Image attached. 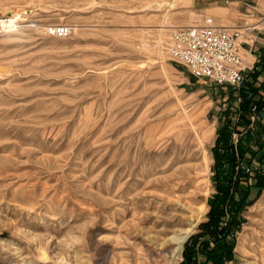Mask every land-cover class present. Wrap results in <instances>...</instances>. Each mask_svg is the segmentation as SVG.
Segmentation results:
<instances>
[{
    "label": "rangeland",
    "instance_id": "374dc122",
    "mask_svg": "<svg viewBox=\"0 0 264 264\" xmlns=\"http://www.w3.org/2000/svg\"><path fill=\"white\" fill-rule=\"evenodd\" d=\"M8 8L25 20L0 24V264H181L209 220L219 131L237 145L245 125L239 90L192 75L172 32L210 17L248 43L264 0H0ZM56 24L71 33L50 36ZM248 157L254 176L264 160ZM262 184L224 264H264ZM198 216L173 258L171 238ZM199 238L198 264H213Z\"/></svg>",
    "mask_w": 264,
    "mask_h": 264
},
{
    "label": "trees",
    "instance_id": "16d2710c",
    "mask_svg": "<svg viewBox=\"0 0 264 264\" xmlns=\"http://www.w3.org/2000/svg\"><path fill=\"white\" fill-rule=\"evenodd\" d=\"M263 58L264 56L261 59L262 63H264ZM250 77L239 89L240 117L243 120L241 125L244 124L245 128L243 131H240L237 126L236 128L244 136H241V141L235 145L228 127L219 131L214 146V179L217 191L209 201L211 206L209 220L201 225L202 231L199 234L189 239L181 264H198L196 246L201 236H209L201 242V250L207 254L213 264H224L230 259L233 237L242 222L241 212L251 193V188L254 185H263L264 167L257 169L252 176L244 166V161H252L248 154L252 158L258 157L262 162L264 160V123L260 119L253 127H249L251 115L259 116L264 108V95L261 92L262 89L264 90V81L257 83L259 77L257 71ZM255 145L258 146L257 149ZM253 178L255 184L251 181Z\"/></svg>",
    "mask_w": 264,
    "mask_h": 264
},
{
    "label": "built area",
    "instance_id": "2783aa9c",
    "mask_svg": "<svg viewBox=\"0 0 264 264\" xmlns=\"http://www.w3.org/2000/svg\"><path fill=\"white\" fill-rule=\"evenodd\" d=\"M253 29L254 25L248 27V30ZM46 30L50 36L57 37L71 33L66 24L49 25ZM242 35L244 32L239 29L215 23L209 17L204 23L175 28L170 53L195 77L239 90L248 80L247 72L252 69L241 50ZM256 117V114L251 115L253 120L249 127H253ZM246 168L251 172L250 167Z\"/></svg>",
    "mask_w": 264,
    "mask_h": 264
},
{
    "label": "crops",
    "instance_id": "0c3cea01",
    "mask_svg": "<svg viewBox=\"0 0 264 264\" xmlns=\"http://www.w3.org/2000/svg\"><path fill=\"white\" fill-rule=\"evenodd\" d=\"M257 9L259 8L257 7ZM261 12L264 15V10ZM262 21L264 22V19ZM263 33H264L263 28H259L258 33H257L258 36L254 40H250V41L247 40L248 43H243L241 46V49L245 53V57H246V61L248 62V65L252 67L253 70L255 69L259 70V77H258L257 83H262L264 81V63H262V60H261L262 57L264 56V35ZM261 92L264 95L263 89ZM261 114L262 116L261 117L259 116V117L261 121L264 123V108L261 110Z\"/></svg>",
    "mask_w": 264,
    "mask_h": 264
},
{
    "label": "bare ground",
    "instance_id": "6f19581e",
    "mask_svg": "<svg viewBox=\"0 0 264 264\" xmlns=\"http://www.w3.org/2000/svg\"><path fill=\"white\" fill-rule=\"evenodd\" d=\"M15 8V7H14ZM21 10L16 9H2L0 10V17L2 14H9V18H5L4 22L3 19L0 18V24L5 23L6 27L5 30L9 31L12 27L15 26L16 22H19L20 20H25L20 12ZM218 12V11H217ZM224 14V13H223ZM227 18V17H226ZM69 26V25H68ZM74 27V26H73ZM76 27V25H75ZM75 29V28H74ZM46 31V30H45ZM160 44V43H159ZM162 44V43H161ZM164 46V45H163ZM252 61V60H251ZM197 180V179H196ZM197 182V181H196ZM198 183V182H197ZM203 207V204H202ZM206 208V207H205ZM200 219V216L196 217L195 220L191 223V226L185 229V231L182 234H179L177 236L172 237V241L174 242L175 246L172 249V257L174 258L175 254L182 251L183 246L185 244V241L190 234L191 231L194 230L195 226L197 225L198 220ZM183 231V230H182ZM165 251V250H164Z\"/></svg>",
    "mask_w": 264,
    "mask_h": 264
}]
</instances>
